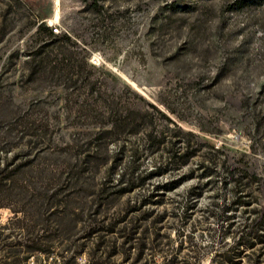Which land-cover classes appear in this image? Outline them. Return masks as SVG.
<instances>
[{"label":"rangeland","instance_id":"1","mask_svg":"<svg viewBox=\"0 0 264 264\" xmlns=\"http://www.w3.org/2000/svg\"><path fill=\"white\" fill-rule=\"evenodd\" d=\"M259 1L0 0V264H264Z\"/></svg>","mask_w":264,"mask_h":264},{"label":"trees","instance_id":"2","mask_svg":"<svg viewBox=\"0 0 264 264\" xmlns=\"http://www.w3.org/2000/svg\"><path fill=\"white\" fill-rule=\"evenodd\" d=\"M99 0H93V3H97ZM241 1V0H240ZM253 1V0H252ZM260 4L264 3V0H260L259 1ZM151 107L153 108V110H155V112L164 117V115L158 110V108L152 104ZM111 114L116 115L115 116V120L113 121V128L112 130L114 131H123V132H129V133H137V131H139L140 128L139 127V121H142L144 118L140 117V119L134 115H130L129 113L126 114H120L119 110L117 108H112L111 109ZM147 132H146V136L143 139V143H144V147L146 148V150H149L151 153H155L158 152L164 144V140L163 138H161V134L162 133H157L155 132V130L153 128H151L150 126H148L146 128ZM101 132L99 134L102 133H106L108 132L107 130H100ZM178 133L185 135V133L183 132V130L181 128H178ZM186 135H192L191 133H186ZM171 148H168L167 150V156H166V161L170 164H188L191 160V158L196 154V150H192L191 149V142L190 140H184L181 139L180 141H175L171 144ZM163 171L161 168L156 169L155 171H151L148 174V177L151 178L154 175H162ZM120 181L121 183L126 184V186L129 187H124V189H128L130 191V189L132 188V185H135V181H142L144 179L141 180V178L139 179L138 175L135 176L134 172L131 171H126L124 172L121 176H120ZM145 178V177H143ZM177 185V183L173 182V183H167L164 186H168L169 188H175ZM134 187V186H133ZM1 205V204H0Z\"/></svg>","mask_w":264,"mask_h":264},{"label":"bare ground","instance_id":"3","mask_svg":"<svg viewBox=\"0 0 264 264\" xmlns=\"http://www.w3.org/2000/svg\"><path fill=\"white\" fill-rule=\"evenodd\" d=\"M57 22V21H56Z\"/></svg>","mask_w":264,"mask_h":264}]
</instances>
